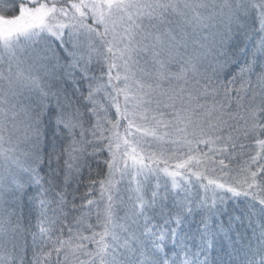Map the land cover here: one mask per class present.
<instances>
[{"label": "snow or ice", "instance_id": "obj_1", "mask_svg": "<svg viewBox=\"0 0 264 264\" xmlns=\"http://www.w3.org/2000/svg\"><path fill=\"white\" fill-rule=\"evenodd\" d=\"M0 264H264V0H0Z\"/></svg>", "mask_w": 264, "mask_h": 264}]
</instances>
